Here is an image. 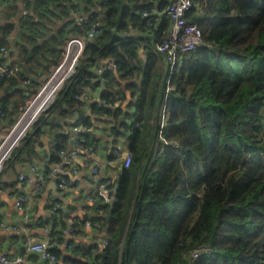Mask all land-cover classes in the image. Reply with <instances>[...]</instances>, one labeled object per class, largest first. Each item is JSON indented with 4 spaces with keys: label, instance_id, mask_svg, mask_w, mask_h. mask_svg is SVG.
Instances as JSON below:
<instances>
[{
    "label": "trees",
    "instance_id": "trees-1",
    "mask_svg": "<svg viewBox=\"0 0 264 264\" xmlns=\"http://www.w3.org/2000/svg\"><path fill=\"white\" fill-rule=\"evenodd\" d=\"M166 4L0 0V48H8V37L18 30L13 43L26 60L15 76L0 77V91L25 80L31 62L56 68L68 40L82 38L74 71L46 111L81 116L80 88L99 85L102 76L103 103L90 108L110 119L115 135L127 132L132 154L129 168H121L112 183L113 202L90 217L107 234L101 251L67 238L59 210L51 215L47 239L55 264H264V0H192L186 18L200 28L201 40L170 76L165 56L152 46L170 32V19L157 13ZM88 23L99 29L92 38L85 35ZM135 32L152 36L144 61L138 54L143 39ZM104 59L114 72L98 67ZM166 81L173 86L167 93ZM126 91L134 111L129 123L130 112L113 105L125 100ZM7 99L0 97V120L12 122ZM49 116L38 119L46 123ZM28 134L8 161L33 154ZM79 136L84 142L77 146H95L88 132ZM63 150L60 141L49 162L62 165ZM80 221L73 219L71 236L81 230Z\"/></svg>",
    "mask_w": 264,
    "mask_h": 264
},
{
    "label": "crops",
    "instance_id": "crops-1",
    "mask_svg": "<svg viewBox=\"0 0 264 264\" xmlns=\"http://www.w3.org/2000/svg\"><path fill=\"white\" fill-rule=\"evenodd\" d=\"M166 1L168 2V0ZM156 10L158 9H152V11ZM17 36L18 30H15L8 37L10 43L8 48H6V52L2 56L0 55V67L16 68L19 62L26 61L21 50L15 47L13 43L16 41ZM134 37H141L143 39V46L139 47L138 54L140 59L144 61L146 58V49L144 47L149 43H153L152 36L135 32ZM64 52L61 55L60 61L63 58ZM158 58L161 59L160 57ZM164 62L166 66V60ZM103 65L112 66L111 69H108L113 72L115 71L113 64L108 59L101 60V64L98 67ZM28 68L25 80L19 82L18 86L6 84L7 89L0 91V97L8 98L5 104V111L10 117L8 119L10 121L16 119V114H20L31 96L34 97L39 91L44 79L55 69L52 65L47 68L38 67L33 62H31ZM18 72L16 70L13 76ZM60 72L56 73L54 78ZM93 72L97 75L101 74L97 67L93 68ZM99 80H101L102 84H95L93 87H86L84 85L80 88L82 92L79 96L82 108L81 116L75 114L70 117H61L58 111L55 110L48 114L46 110H48V106L53 100L52 98L47 108L37 115L35 121L28 128V132L26 131V133H29L26 138L32 139L33 154L29 156L22 152L19 154L20 160L12 159L8 161V159L5 162L0 174V220L10 227H15V229L4 230L0 228V255L4 254L9 258L21 255L22 264H55V261H41L38 254L28 249L29 244L47 240L46 230L50 228L49 218L53 215H49L47 211V204L50 202H53L58 207L57 219L59 216H62L66 224L69 225V229L67 227L65 230L67 238L85 246L95 244L98 251L102 250L103 243L107 239L105 228L103 224L93 223L90 217L101 215L102 211L99 207L102 204H111L113 202L114 189L111 186L113 182L117 181L121 171V158H114L112 150L115 146L121 151L127 147L125 142L127 132L123 135H115L110 119L107 116L97 115L92 112L90 106L93 103L97 105L103 103L101 95L104 93L105 86L103 85L105 84L102 76L99 77ZM93 82L95 83V81ZM51 83L52 81L43 88L41 94L28 109L25 117L15 127L12 132V139H15L22 132L23 127L27 125V122L32 118V115L43 99L48 96L53 87ZM123 85H125V82H123ZM123 99L121 102L119 100L116 102L117 105H121L124 110L130 112V116L126 119L129 123L132 117L131 114L134 112L133 104L129 102V91L125 92V100L123 101ZM43 114H46V118L50 115L49 118L52 120L43 123V118L42 120L38 119ZM88 120L90 122H88L89 127L86 125ZM11 123L6 119L0 120V139L6 133V130L14 126V123ZM73 126L88 127L89 138L95 139L93 142H95L96 150L93 153L78 152L73 160V167L64 168L61 163L49 162L51 155L56 151L57 143H60V141L64 143L66 151L74 147L73 141L79 133L73 132ZM37 130L39 133L33 135ZM109 136L115 137L114 139H110ZM24 137L25 134L15 148L21 147ZM60 152H58V155L61 158ZM85 162H88V165ZM90 164L98 165V175L91 172ZM32 165L37 166L38 170L48 173L47 181L43 186H40L41 188L36 187L37 180L29 171V166ZM62 174L67 182L65 189L59 188L57 184L58 178L63 177ZM19 175H24V180H19ZM107 179H113V182L108 184L106 182ZM97 180H99V183H96ZM100 187H104V190L108 192L107 197L100 193ZM20 194L26 197L25 202H23V210H19L15 206V200ZM25 213L28 215L26 218L24 217ZM65 215L66 219L64 218ZM75 218L81 220V230L78 231L77 229L76 231L75 229L71 236L69 231ZM85 221H91V227L84 226ZM0 264L3 263L0 261ZM56 264H63V262L62 260H58Z\"/></svg>",
    "mask_w": 264,
    "mask_h": 264
},
{
    "label": "built area",
    "instance_id": "built-area-1",
    "mask_svg": "<svg viewBox=\"0 0 264 264\" xmlns=\"http://www.w3.org/2000/svg\"><path fill=\"white\" fill-rule=\"evenodd\" d=\"M192 6V0H168L166 6L163 8L161 12L158 14L165 15L167 18L170 19L171 22V29L168 35L159 43H153V48L156 52L162 53L166 58V66L165 69L170 76L173 72V69L176 67L177 63L181 60V56L194 50L196 46L200 43L201 40V30L200 28L191 21H188L186 18V14L188 10ZM89 30L86 34L87 38H92L98 34L99 29L96 26V23H88ZM84 48V39L78 37H72L68 40L65 52L63 55L62 60L60 61L59 65L55 68V71L50 75L49 80L45 83V85L40 89V91L35 96L34 100L41 94L43 88L52 81L53 87L46 97L44 98L42 103L37 108V112L35 111L32 115V118L29 119L27 125L23 127L22 132L15 138L12 139V132L15 127L13 126L9 130H6L3 137L0 139V174L2 172L3 166L5 162L10 158L11 152L17 146L19 140L24 136L25 132L28 130V126L33 122L36 115L47 108V105L52 100L53 96L55 95L56 91L60 88L63 81L69 77L73 71L75 64L77 62L78 57L82 53ZM6 49L3 47L0 48V53H5ZM108 68H112L109 66ZM17 68H5L0 67V77L8 76L13 74ZM59 71L60 74L58 77L54 78L56 73ZM101 72V69H98ZM53 79V80H52ZM55 82V83H54ZM173 89L172 84L170 81H166L165 93ZM166 96V95H165ZM164 96V97H165ZM114 106L117 105V102L113 104ZM36 119V118H35ZM35 121V120H34ZM20 122V121H19ZM164 126V109L162 110L161 120L159 125V134H161V130ZM27 129V130H26ZM26 130V131H25ZM72 130L74 133H79L78 136L74 139L72 149H68V151L63 150L60 152V156L62 158V165L67 167H73L74 159L77 156L78 152L83 151L85 153H93L96 150V146H85L80 147L76 144L84 142V138L79 136L80 133L88 132V128L82 126L77 127L73 126ZM110 139H114L113 136H109ZM112 156L114 158H121V168H129L131 164L132 154L130 150L126 147L124 150H120L116 148V146L112 150ZM88 165V162H85ZM65 168V167H64ZM91 172L93 174H99V169L97 164H90ZM30 173L34 176L37 180V188H41L47 181V176L44 174V171L38 170L37 166H29ZM24 175H19V180H24ZM106 182L109 184L113 182V179H107ZM58 187L61 189H65L67 187L66 179L58 178ZM26 197L24 195H18L15 200V206L19 210H23V202H25ZM57 206L53 202L47 204V211L48 214H54L57 211ZM27 213H25V218L27 217ZM73 223V222H72ZM90 221H85L84 226L91 227ZM0 228L4 230L15 229V227H10L6 225L4 222L0 220ZM47 234H49V229L46 230ZM106 244V241L103 243ZM52 246L51 242L47 239L46 241H39L38 243H33L28 245L29 251L38 254L41 261H55V256L49 251V248ZM0 261L3 264H22V257L16 256L14 258H9L4 254L0 255Z\"/></svg>",
    "mask_w": 264,
    "mask_h": 264
},
{
    "label": "rangeland",
    "instance_id": "rangeland-1",
    "mask_svg": "<svg viewBox=\"0 0 264 264\" xmlns=\"http://www.w3.org/2000/svg\"><path fill=\"white\" fill-rule=\"evenodd\" d=\"M54 71H55V69L53 70V72H54ZM53 72H52V73H53ZM52 73H51V74H52ZM51 74H50V75H51ZM50 75H49L47 78L44 79V81L42 82V85H40L39 91H40V89H42V87L45 85V83L49 80ZM39 91H38V92H39ZM38 92H37V93H38ZM37 93H36V95H37ZM36 95H35V96H36ZM35 96H34V97L31 96V98H30V100L28 101V103L26 104L25 108L20 112V114H18V115L16 114V119H15V120H12V123H11V124L14 123V127L19 123V121L21 122V120L25 117V115H26L28 109L30 108V106H31V105L34 103V101H35V100H34ZM40 112H41V111H40ZM40 112H39V113H40ZM39 113H38V114H39ZM38 114H37V115H38ZM37 115H36V117H37ZM36 117H35V118H36ZM35 118H34V120H35ZM34 120H33V122H34ZM33 122H32V123H33ZM32 123L28 126V128L32 125ZM12 127H13V126H12ZM28 128H27V129H28ZM27 129H26V130H27ZM26 130H25V131H26Z\"/></svg>",
    "mask_w": 264,
    "mask_h": 264
},
{
    "label": "water",
    "instance_id": "water-1",
    "mask_svg": "<svg viewBox=\"0 0 264 264\" xmlns=\"http://www.w3.org/2000/svg\"><path fill=\"white\" fill-rule=\"evenodd\" d=\"M45 99H46V98H45ZM43 102H44V101H43ZM36 112H37V110H36ZM96 183H99V180H97ZM100 193L103 194V195H105L106 197H107V195H108V192L104 190V187H100ZM110 202H111V201H110ZM109 216H110V213H108V214L106 215V218H108ZM64 218L66 219V215L64 216ZM67 227H68V229H69V225H68V224H67Z\"/></svg>",
    "mask_w": 264,
    "mask_h": 264
},
{
    "label": "bare ground",
    "instance_id": "bare-ground-1",
    "mask_svg": "<svg viewBox=\"0 0 264 264\" xmlns=\"http://www.w3.org/2000/svg\"><path fill=\"white\" fill-rule=\"evenodd\" d=\"M60 74V73H59ZM59 74L57 75V77L59 76ZM54 78V77H53ZM56 78V77H55ZM53 80V79H52Z\"/></svg>",
    "mask_w": 264,
    "mask_h": 264
}]
</instances>
